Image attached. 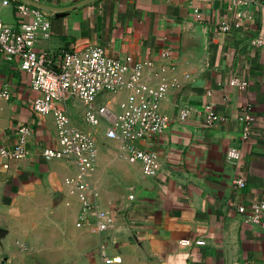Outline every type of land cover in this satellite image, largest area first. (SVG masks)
Returning <instances> with one entry per match:
<instances>
[{"label": "crops", "instance_id": "1", "mask_svg": "<svg viewBox=\"0 0 264 264\" xmlns=\"http://www.w3.org/2000/svg\"><path fill=\"white\" fill-rule=\"evenodd\" d=\"M3 1L0 21L13 29L22 20L20 3L48 17L50 35L38 40L39 52L56 58L98 45L117 60L151 62L139 85L151 92L166 86L159 106L172 122L162 136L139 143L160 157L161 171L152 178L140 162L129 161L120 140L107 138L106 124H87L83 105L67 104L72 127L96 145L87 179L99 207L115 219L102 235L93 231V220L77 227L82 203L67 183L78 175L75 165L40 155L56 145L55 114L34 113L29 76L18 62L1 58L0 90L12 97H0V147L20 125L31 134L27 157L9 169L0 158V225L16 219L25 231L45 220L60 237L45 250L55 264L73 257L78 264H107L103 255L121 258L112 264H264V228L238 211L264 203V0L241 6L235 0H30L44 8ZM139 101L123 87L97 102L119 115ZM181 110H189L185 120ZM211 114L217 119L208 124ZM232 149L239 158L228 157Z\"/></svg>", "mask_w": 264, "mask_h": 264}, {"label": "built area", "instance_id": "2", "mask_svg": "<svg viewBox=\"0 0 264 264\" xmlns=\"http://www.w3.org/2000/svg\"><path fill=\"white\" fill-rule=\"evenodd\" d=\"M235 1L241 6L252 0ZM3 3L6 6L11 4L10 0H4ZM17 9L22 19L19 29L8 27L0 21V59L4 58L9 63L18 62L20 69L29 76L30 87L35 93L32 108L37 116L44 117L54 112L58 139L54 147L43 148L40 155L47 162H73L78 175L67 183L78 191L82 203L78 226L93 220L95 230L102 235L115 224V219L99 207L98 193L87 179V175L95 167L97 148L88 135L72 127L67 104L71 101L81 103L87 124H106L107 138L120 140L128 151L129 161L140 162L144 174L153 178L161 171L160 157L155 151L141 148L139 143L162 136L171 125V118L161 112L159 106L166 86L151 92L147 87L139 85L140 73L145 68H150L151 62L135 61L132 56L123 61L117 60L98 45H88L81 50L62 51L56 58L51 53L39 52L36 48L38 40L50 35L48 17L25 2L17 5ZM229 28L225 23L220 27L223 32ZM55 59L57 61L53 62ZM231 84L245 86L237 80H233ZM123 87L136 91L140 96L139 103L129 102L119 115H113L104 105L98 104V98L103 93H116ZM0 97L11 99L12 94L8 89H3L0 90ZM57 103L61 107H55ZM188 115L189 110L180 111L181 120H185ZM216 119L211 114L207 123L212 124ZM30 134L29 126L20 125L0 147L4 169H9L13 162L28 156ZM228 157L237 159L239 153L232 149ZM236 185L244 187L245 181L238 179ZM131 198L134 199L133 196ZM238 211L245 216L247 223L264 228V203L250 207L241 206ZM103 257L107 264L121 263L120 257Z\"/></svg>", "mask_w": 264, "mask_h": 264}, {"label": "rangeland", "instance_id": "3", "mask_svg": "<svg viewBox=\"0 0 264 264\" xmlns=\"http://www.w3.org/2000/svg\"><path fill=\"white\" fill-rule=\"evenodd\" d=\"M37 223H29L23 231L16 219L13 223L7 220L1 222L0 264H55V258L49 256V252L45 250L55 247L56 240H60V237H56V228L45 226V220L38 219ZM93 231L97 233L96 230ZM10 233L14 237H8ZM78 261L79 258L73 257L65 259L63 264H78Z\"/></svg>", "mask_w": 264, "mask_h": 264}, {"label": "water", "instance_id": "4", "mask_svg": "<svg viewBox=\"0 0 264 264\" xmlns=\"http://www.w3.org/2000/svg\"><path fill=\"white\" fill-rule=\"evenodd\" d=\"M25 1L28 2V3H30V4H32V5H34V6H36V7L44 8L43 6L38 5V4H36V3H34V2H32V1H30V0H25Z\"/></svg>", "mask_w": 264, "mask_h": 264}]
</instances>
